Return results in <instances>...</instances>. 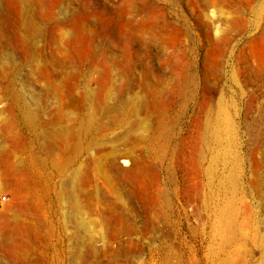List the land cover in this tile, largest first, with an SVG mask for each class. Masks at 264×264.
I'll return each mask as SVG.
<instances>
[{
    "label": "rangeland",
    "instance_id": "374dc122",
    "mask_svg": "<svg viewBox=\"0 0 264 264\" xmlns=\"http://www.w3.org/2000/svg\"><path fill=\"white\" fill-rule=\"evenodd\" d=\"M0 194V264H264V0H0Z\"/></svg>",
    "mask_w": 264,
    "mask_h": 264
},
{
    "label": "bare ground",
    "instance_id": "6f19581e",
    "mask_svg": "<svg viewBox=\"0 0 264 264\" xmlns=\"http://www.w3.org/2000/svg\"><path fill=\"white\" fill-rule=\"evenodd\" d=\"M22 25H23V22L20 24V28ZM9 88L15 90L13 82ZM18 109H19L18 111H19V115H20L21 119L23 121H26L27 120L26 106L20 104ZM87 122H88V119H86V113L83 109V111H82V126H81V130L78 131L79 135H80V133L85 132L87 130V127H86ZM218 142H219V140L217 141V143ZM149 147H150L151 155L157 159L158 158L160 159L163 156L164 150L166 148V146H162L160 144V136L157 134H153L150 136ZM218 209H219L218 212H219L222 220H224L221 229H219V232L222 235V239H221L222 242H221V249L218 253V256H221L223 253H226V251L231 246H233L235 243V239H234L233 234H232V225H231V221H230V216H232V214L235 215L236 210H234L233 200L227 201L224 205L218 207ZM226 263L228 264L227 260H225V261L221 260V264H226Z\"/></svg>",
    "mask_w": 264,
    "mask_h": 264
},
{
    "label": "built area",
    "instance_id": "2783aa9c",
    "mask_svg": "<svg viewBox=\"0 0 264 264\" xmlns=\"http://www.w3.org/2000/svg\"><path fill=\"white\" fill-rule=\"evenodd\" d=\"M8 201V195L0 194V207H3L4 204Z\"/></svg>",
    "mask_w": 264,
    "mask_h": 264
}]
</instances>
